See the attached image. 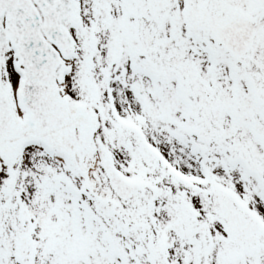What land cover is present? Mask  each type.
Masks as SVG:
<instances>
[{"label":"rangeland","instance_id":"rangeland-1","mask_svg":"<svg viewBox=\"0 0 264 264\" xmlns=\"http://www.w3.org/2000/svg\"><path fill=\"white\" fill-rule=\"evenodd\" d=\"M84 3L81 18L87 27L86 39L79 43L77 57L67 62L65 90L69 96L77 93L74 84H78V92L85 90L86 100L98 119L97 154L89 158L86 172L89 188L103 198H112L109 217L105 220L101 215V220L95 222L98 238L106 239V244L112 246L109 251L115 252L111 264H123L124 254L125 264H134L139 257L138 248H147L152 262L146 259L140 264L162 263L160 251L171 248L175 251L173 256L181 255L179 260L184 262L187 245L193 246L187 258L192 262L204 259L205 245L213 251L208 254L209 260L218 264H264V232L257 231L248 216L251 214L264 231V0H231L238 14L253 18L259 26L254 46L243 59L227 54L203 25L185 21V15L178 17L176 55L171 63L175 69L171 108L167 103L156 104L155 100L142 108L122 83L126 61L132 60L130 53L136 55L138 45L110 42L106 27L123 19V0ZM3 78L14 104L22 111L16 99V59L9 48L3 56ZM84 78L93 86L80 83ZM134 93L142 95L141 91ZM164 94V101H169L168 91ZM100 155L143 188L139 200L133 198L121 207L104 179ZM162 156L166 162L160 161ZM83 187L82 176L70 167L68 160L62 161L37 145L26 146L13 164L3 163L0 264L13 261L11 214L23 220H30V214L32 228H36L42 197L81 198ZM216 195L220 196V208L226 206L224 211L234 213L236 224L242 219V226L254 230L250 247L237 244V237L232 235L238 232L237 225L211 217L193 232L190 244L180 219L186 216L188 225L196 228L200 217L210 211L206 199ZM229 196L240 207L234 206ZM238 210L241 215L236 213ZM175 216L182 226L174 224ZM225 224H229V229ZM92 254L87 260L90 264H105L100 254L94 250ZM98 258L100 261L95 262ZM33 264H41L40 254Z\"/></svg>","mask_w":264,"mask_h":264},{"label":"flooded vegetation","instance_id":"flooded-vegetation-1","mask_svg":"<svg viewBox=\"0 0 264 264\" xmlns=\"http://www.w3.org/2000/svg\"><path fill=\"white\" fill-rule=\"evenodd\" d=\"M78 4L81 15L85 4L84 0H78ZM121 8L124 16L116 25L109 26L105 22L101 23L108 25L106 39L110 42L138 45L136 55L130 53L133 58L126 61L127 67L122 73V83L126 91L129 89L132 91L142 107L143 104L148 106V100L144 96L146 94L150 99L155 100L154 103H167L171 108L173 96L170 94L174 91L175 83V69L171 63L176 55L174 47L177 42L178 17L185 15V21L195 24L199 22L213 33H217L220 31V27L225 26L235 17L236 13L231 5V0H123ZM90 10H93L92 6ZM74 33L76 44L82 43V39H86L85 21H82V25ZM90 33L93 35L91 28ZM91 38L93 39V36ZM82 82L86 86H93H90L86 79H83ZM134 90L141 91L142 95L134 93ZM166 90L169 93L167 102L164 101ZM75 98L87 102L83 90L78 92ZM160 98L163 101H157ZM151 103L153 104V102ZM41 200L40 219L36 220V228H32L30 214H28L30 220L19 219L17 214L10 215L13 264H33V261L38 258V254H40L41 264H77L80 260L79 251L86 254L83 257L88 262V252L95 249L104 252L105 264H111L112 257L108 253L109 245L106 244V239L102 241L98 238L97 229H95V222L101 220V215L105 220L108 218L111 205L106 203L100 205L97 203V199L92 196L83 198L47 196L42 197ZM215 203L219 213V195L216 196ZM32 211L31 209L30 213ZM186 218L185 216L180 220H183L182 224L185 225L183 232L186 236L190 235L188 239L191 242V234L203 227L204 223L199 224V228L193 229L190 227L192 224L188 225L189 221ZM178 219V216H175L174 224L180 227L182 224ZM103 242L105 246L102 245ZM245 246H248L247 241H245ZM172 249L174 248H171V251L165 249L161 251L163 264H218V262L209 260L208 254L213 251L210 252L208 246H204L202 250L204 259L201 262L187 260L188 253L193 252L192 245L186 246L183 255L184 262L179 260L181 255L173 256L175 251ZM148 255V249L142 250L139 253L141 259H135V262L140 263L144 262L146 258L150 259L151 257ZM156 264L159 263L156 262Z\"/></svg>","mask_w":264,"mask_h":264},{"label":"water","instance_id":"water-1","mask_svg":"<svg viewBox=\"0 0 264 264\" xmlns=\"http://www.w3.org/2000/svg\"><path fill=\"white\" fill-rule=\"evenodd\" d=\"M77 25L75 0H0V162H13L26 144L34 142L63 154L84 174V158L93 150V121L59 90L65 60L74 55L69 28ZM255 32L249 23L236 20L220 31V42L239 58L251 49ZM7 48L18 60L22 120L2 78ZM102 168L120 199L135 193L137 186L124 180L108 160Z\"/></svg>","mask_w":264,"mask_h":264},{"label":"bare ground","instance_id":"bare-ground-1","mask_svg":"<svg viewBox=\"0 0 264 264\" xmlns=\"http://www.w3.org/2000/svg\"><path fill=\"white\" fill-rule=\"evenodd\" d=\"M15 110H16V113H17V117L19 118V119H22L23 118V112L22 111H19V109H18V107L17 106H15ZM37 146L38 147H40V148H44L42 145H40V144H37ZM50 153L52 154V155H54V156H56L58 159H60V160H66V158L63 156V155H61V154H59V153H57V152H55V151H50ZM94 166V163L92 164H90V167L92 168Z\"/></svg>","mask_w":264,"mask_h":264},{"label":"trees","instance_id":"trees-1","mask_svg":"<svg viewBox=\"0 0 264 264\" xmlns=\"http://www.w3.org/2000/svg\"><path fill=\"white\" fill-rule=\"evenodd\" d=\"M232 225H234V223H233ZM233 227H234V226H233ZM235 233H237V232H235ZM235 233H234V234H235Z\"/></svg>","mask_w":264,"mask_h":264}]
</instances>
